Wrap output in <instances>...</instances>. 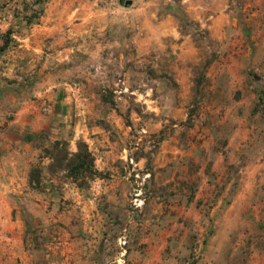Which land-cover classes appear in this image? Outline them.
I'll use <instances>...</instances> for the list:
<instances>
[{"label":"rangeland","instance_id":"rangeland-1","mask_svg":"<svg viewBox=\"0 0 264 264\" xmlns=\"http://www.w3.org/2000/svg\"><path fill=\"white\" fill-rule=\"evenodd\" d=\"M5 43L0 264H264V0H0Z\"/></svg>","mask_w":264,"mask_h":264},{"label":"trees","instance_id":"trees-1","mask_svg":"<svg viewBox=\"0 0 264 264\" xmlns=\"http://www.w3.org/2000/svg\"><path fill=\"white\" fill-rule=\"evenodd\" d=\"M41 13L39 10L33 11V13L27 17L28 22L32 23L35 19L40 18ZM7 48V43L3 45L0 51H4ZM75 158L77 159V163L70 167L71 175H79L80 173L83 174L85 172L86 166L89 163V155L85 152H80L76 154ZM74 176V175H72Z\"/></svg>","mask_w":264,"mask_h":264},{"label":"crops","instance_id":"crops-1","mask_svg":"<svg viewBox=\"0 0 264 264\" xmlns=\"http://www.w3.org/2000/svg\"><path fill=\"white\" fill-rule=\"evenodd\" d=\"M24 40V39H23ZM2 79H0V81H1ZM21 85V84H20ZM22 87V86H21ZM0 90H1V87H0ZM5 97L2 95H0V100L1 99H4ZM3 120V117H2V112L0 111V121H2ZM0 124H2V122H0ZM2 135V134H1ZM5 144H4V142H1L0 141V151L2 150V146H4Z\"/></svg>","mask_w":264,"mask_h":264}]
</instances>
